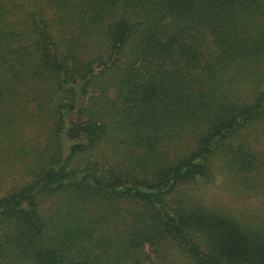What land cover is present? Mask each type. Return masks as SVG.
Masks as SVG:
<instances>
[{
  "label": "trees",
  "instance_id": "1",
  "mask_svg": "<svg viewBox=\"0 0 264 264\" xmlns=\"http://www.w3.org/2000/svg\"><path fill=\"white\" fill-rule=\"evenodd\" d=\"M0 264H264V0H0Z\"/></svg>",
  "mask_w": 264,
  "mask_h": 264
},
{
  "label": "rangeland",
  "instance_id": "2",
  "mask_svg": "<svg viewBox=\"0 0 264 264\" xmlns=\"http://www.w3.org/2000/svg\"><path fill=\"white\" fill-rule=\"evenodd\" d=\"M217 183L219 184V181Z\"/></svg>",
  "mask_w": 264,
  "mask_h": 264
}]
</instances>
